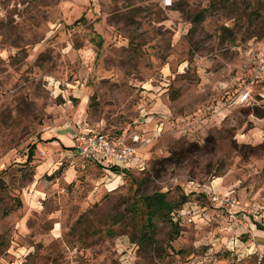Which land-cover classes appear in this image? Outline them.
<instances>
[{
	"label": "rangeland",
	"instance_id": "374dc122",
	"mask_svg": "<svg viewBox=\"0 0 264 264\" xmlns=\"http://www.w3.org/2000/svg\"><path fill=\"white\" fill-rule=\"evenodd\" d=\"M211 1L0 0V264H264V0L186 16ZM76 131L139 135L135 165L48 143ZM154 192L175 207L138 241Z\"/></svg>",
	"mask_w": 264,
	"mask_h": 264
},
{
	"label": "built area",
	"instance_id": "2783aa9c",
	"mask_svg": "<svg viewBox=\"0 0 264 264\" xmlns=\"http://www.w3.org/2000/svg\"><path fill=\"white\" fill-rule=\"evenodd\" d=\"M257 68L254 77L264 75V54L257 55ZM251 98L250 89L241 90L236 101L247 102ZM128 142L125 138H114L101 131H79L73 134V148L82 157L97 162H107L114 166H125L137 159L135 143L140 141L139 135L133 134ZM214 203L219 202L226 211L227 218L235 224L248 227V223L240 216L235 200L229 196H213ZM196 264H216L212 260H200Z\"/></svg>",
	"mask_w": 264,
	"mask_h": 264
},
{
	"label": "trees",
	"instance_id": "16d2710c",
	"mask_svg": "<svg viewBox=\"0 0 264 264\" xmlns=\"http://www.w3.org/2000/svg\"><path fill=\"white\" fill-rule=\"evenodd\" d=\"M225 0H213L210 2L209 6L206 8L201 9L200 12L195 13V15L193 16H189L188 14H186V16L189 17V19H191L192 22H197V21H201L205 14H207L208 12H210V9H213L215 6H218L219 4L224 3ZM235 3V2H233ZM251 3V2H250ZM249 4V3H247ZM252 5L254 6L253 8H249L250 10H246L247 8H243L242 12L240 13L241 17H248L249 18V22L254 23L257 19H259L260 17H262V13H261V6H262V2H257L256 5H254V3H252ZM251 6V4H250ZM182 13H185L183 10L181 11ZM226 30H228L227 28H224ZM102 43L101 38L99 39V44ZM254 114L256 116H260V111H259V107L255 106L254 108ZM54 139V137L49 138V141H52ZM36 149V144L33 143L29 146L28 149V153H27V157H26V161L25 164H29L31 163L32 159H33V155H34V151ZM173 154L174 152H172V155L169 156L168 158H166L168 161L171 160L173 158ZM111 169L114 170L115 172L119 173V171H122L124 169L119 170L116 166L112 165ZM140 200H142V204L144 205V207L146 208V210L144 211L146 213L145 217L142 216V214H144L142 211L141 213H139L141 215V217L143 219L141 220H146V223L143 227H139L138 231L136 232L137 235V240H141V241H145V239H149L154 231V226H153V221L152 219L155 217V215H157L158 213L162 214V217H165L166 215H168L171 210L174 209V205H172L170 202L165 201V194L162 192H154L150 195H145V194H141L140 196ZM186 197L187 196H182L181 200L179 201V204H183L186 201ZM139 201V200H138ZM136 203V200H135ZM165 209V210H164ZM131 211L133 212V215L135 216L137 213V210L132 207ZM163 211V212H162ZM8 212L6 211L5 214H7ZM140 219V218H139ZM112 221V220H111ZM143 222H141L142 224ZM172 227H178L177 225H179L177 220H174L173 222H170ZM109 230L111 228H108ZM115 229L117 230V228H114L113 230L109 231L111 233L115 232ZM107 232V231H106ZM105 232V233H106ZM178 232V230H177ZM176 232V233H177ZM134 241V239H133Z\"/></svg>",
	"mask_w": 264,
	"mask_h": 264
},
{
	"label": "crops",
	"instance_id": "0c3cea01",
	"mask_svg": "<svg viewBox=\"0 0 264 264\" xmlns=\"http://www.w3.org/2000/svg\"><path fill=\"white\" fill-rule=\"evenodd\" d=\"M54 139L48 143H51L52 145H55V149L56 150H59V154H63V149L66 150V148H69V149H72L74 150L73 148V137L72 135L71 136H68L67 133L65 132H58V133H55L54 134ZM95 162L97 165L101 166V168L103 170L106 169V167H108L110 165V167L112 166L111 164L107 163V162H97V161H93ZM135 165V161L125 165V166H121L122 169H129L130 167H133ZM244 218H248L245 216V214H242ZM249 227L251 229H255L256 228V233L259 237V239L264 242V227L260 226L259 224H257V222L249 219Z\"/></svg>",
	"mask_w": 264,
	"mask_h": 264
}]
</instances>
